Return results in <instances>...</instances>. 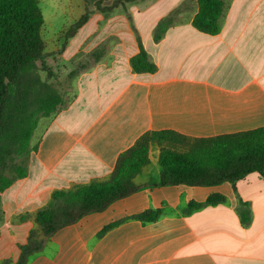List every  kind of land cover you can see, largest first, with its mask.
<instances>
[{"label": "crops", "instance_id": "obj_1", "mask_svg": "<svg viewBox=\"0 0 264 264\" xmlns=\"http://www.w3.org/2000/svg\"><path fill=\"white\" fill-rule=\"evenodd\" d=\"M197 13V0L136 1L107 17L91 14L69 38L63 59L81 33L69 59L84 47L102 45L105 53L77 76L73 98L39 120L27 175L0 192V264L16 261L36 226L34 213L53 191L109 179L142 134L169 129L203 138L264 126V0H223L215 34L193 26ZM166 19L171 24L155 41ZM75 21L72 15L67 24ZM140 45L154 72L133 70ZM154 146L149 162H158ZM147 165L136 184L159 180V163L155 173L141 176ZM213 193L225 201L184 212L191 200L203 202ZM240 200L251 210L248 224ZM157 208L162 213L155 222L126 220L98 237L112 221ZM27 264H264V176L143 189L60 229Z\"/></svg>", "mask_w": 264, "mask_h": 264}, {"label": "trees", "instance_id": "obj_2", "mask_svg": "<svg viewBox=\"0 0 264 264\" xmlns=\"http://www.w3.org/2000/svg\"><path fill=\"white\" fill-rule=\"evenodd\" d=\"M143 0H112L103 12L118 6ZM85 2L84 13L65 33V40L84 25L92 11ZM198 13L193 26L204 33L219 31L223 0H197ZM171 20L160 22L154 40L159 41ZM44 16L39 0H0V192L27 175L26 160L32 150L31 138L42 117H49L65 106L59 91L42 78L41 64L47 57L41 34ZM135 72H154L156 65L140 45L131 59ZM52 75V74H51ZM159 146V180L136 184L134 179L149 163L151 145ZM252 172L264 176V126L236 133L203 138H191L176 131L163 129L142 134L134 145L122 153L109 179L91 181L70 189L53 191L47 205L38 209L27 240L19 245L15 262L27 264L30 257L42 252L60 229L78 222L83 217L102 212L112 203L145 188L158 186H212L235 182ZM220 193L210 194L205 201L191 200L185 213L206 205L224 202ZM239 212L243 223L251 220V210L240 200ZM161 208L148 209L112 221L102 227L98 237L112 228L135 219L155 222ZM28 216H21L24 220Z\"/></svg>", "mask_w": 264, "mask_h": 264}, {"label": "rangeland", "instance_id": "obj_3", "mask_svg": "<svg viewBox=\"0 0 264 264\" xmlns=\"http://www.w3.org/2000/svg\"><path fill=\"white\" fill-rule=\"evenodd\" d=\"M87 1L88 8L92 11V14L99 12L104 14V16L106 17L110 14L111 11L120 7L118 6L111 11L103 12V8L107 7V5H110L112 3V0ZM39 4L43 12V16H45L47 22L44 23L41 29V34L46 46L45 50L48 55L41 65L45 69L51 70L52 72L51 75L48 73V71H42L41 75L45 81L51 83L59 91L66 105L68 101H70L74 96V86L77 76L82 71L91 68L95 63H97L103 57L105 50L102 45L90 50H86L84 47L83 50H80L77 55L69 59L68 57L73 53L74 46L79 40L82 34L81 33L77 37V40L73 43V46L66 52L65 59H63L61 57V51L65 49L66 44L69 40V38L65 40V33L72 25L67 24V22L70 20L72 15L76 18L77 21V19L85 11V2L84 0H74L71 3L69 0H39ZM61 13H66V15L62 16ZM71 13L72 15H70ZM49 21H51L52 24H50ZM105 49H107V45ZM159 150V146H156L155 152H158ZM157 170L158 162L155 161V159L151 158L146 169H144L142 173L143 175L141 176H145V172L147 171L155 173ZM34 228H36V226Z\"/></svg>", "mask_w": 264, "mask_h": 264}]
</instances>
